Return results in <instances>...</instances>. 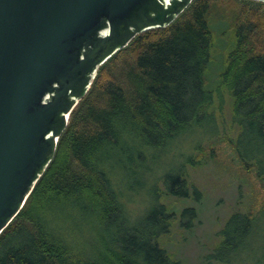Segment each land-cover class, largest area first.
<instances>
[{
  "label": "trees",
  "instance_id": "trees-1",
  "mask_svg": "<svg viewBox=\"0 0 264 264\" xmlns=\"http://www.w3.org/2000/svg\"><path fill=\"white\" fill-rule=\"evenodd\" d=\"M221 55L216 92L234 98L246 147L223 142L237 162L233 176L251 195L209 260L264 264V3L254 0H194L172 25L137 36L100 67L54 160L0 236V264H181L161 245L174 212L160 201L142 217L136 205L153 176L151 162L214 117L209 74ZM219 144L197 151L225 168ZM185 174L157 184L189 199ZM182 216L197 218L196 209Z\"/></svg>",
  "mask_w": 264,
  "mask_h": 264
},
{
  "label": "water",
  "instance_id": "water-1",
  "mask_svg": "<svg viewBox=\"0 0 264 264\" xmlns=\"http://www.w3.org/2000/svg\"><path fill=\"white\" fill-rule=\"evenodd\" d=\"M193 1L0 0V236L54 160L100 67Z\"/></svg>",
  "mask_w": 264,
  "mask_h": 264
},
{
  "label": "rangeland",
  "instance_id": "rangeland-1",
  "mask_svg": "<svg viewBox=\"0 0 264 264\" xmlns=\"http://www.w3.org/2000/svg\"><path fill=\"white\" fill-rule=\"evenodd\" d=\"M225 54L226 52L223 59ZM220 61L223 63L222 55L218 59V65L213 66L209 74L211 89L215 94L212 109L214 117L204 119L199 124L197 133H188L175 145L173 144L172 147L176 148V151L173 149L174 152L169 150L161 153L160 158L157 157L159 161L151 162L153 176L148 180L146 190L141 194L140 201H137L138 205H136L137 214L142 217H145L160 201L168 206L172 213L174 212L176 218L173 226L170 233L162 237L161 245L181 264H216L209 258H212L215 248L222 241L220 235L222 229L234 213L247 212V200L251 195L249 188L234 177L233 171L237 162L232 163L233 160L236 161L233 151L227 142H223L229 140L230 143H236L238 140L243 142L241 149L245 150L244 145L246 147L244 140L240 138L241 128L235 124L233 117L234 98L229 93V95L225 93L227 91H223L221 96L216 92L218 78L222 72ZM216 141L221 142L218 145L221 149L219 157L221 162L227 165L225 168H221L223 165L215 163L213 159L204 157L197 151V146L206 148ZM252 150L260 153L257 147ZM179 172H185L188 176L191 188L189 199H175L168 195L162 181L157 184L161 177ZM187 208L196 209L197 218L192 216L184 218L182 213Z\"/></svg>",
  "mask_w": 264,
  "mask_h": 264
}]
</instances>
